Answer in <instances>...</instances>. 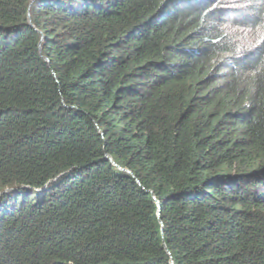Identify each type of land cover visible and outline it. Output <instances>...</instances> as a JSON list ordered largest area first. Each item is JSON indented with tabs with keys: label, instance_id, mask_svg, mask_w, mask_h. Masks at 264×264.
Segmentation results:
<instances>
[{
	"label": "trees",
	"instance_id": "1",
	"mask_svg": "<svg viewBox=\"0 0 264 264\" xmlns=\"http://www.w3.org/2000/svg\"><path fill=\"white\" fill-rule=\"evenodd\" d=\"M225 1L0 0V264H264V0Z\"/></svg>",
	"mask_w": 264,
	"mask_h": 264
},
{
	"label": "clouds",
	"instance_id": "2",
	"mask_svg": "<svg viewBox=\"0 0 264 264\" xmlns=\"http://www.w3.org/2000/svg\"><path fill=\"white\" fill-rule=\"evenodd\" d=\"M260 0H244L242 3V7L241 8H233V7H230L228 6L227 4L229 3V0L225 1V4L224 6L226 8H228L229 10H232V11H242L243 14H255L254 13V8L256 6V4H258ZM261 13L264 14V3L262 5V9H261ZM126 170V169H125ZM128 172V170H126ZM158 204V202H157Z\"/></svg>",
	"mask_w": 264,
	"mask_h": 264
},
{
	"label": "rangeland",
	"instance_id": "3",
	"mask_svg": "<svg viewBox=\"0 0 264 264\" xmlns=\"http://www.w3.org/2000/svg\"><path fill=\"white\" fill-rule=\"evenodd\" d=\"M243 1L244 0H229V3L227 5L233 8H241L243 6Z\"/></svg>",
	"mask_w": 264,
	"mask_h": 264
},
{
	"label": "water",
	"instance_id": "4",
	"mask_svg": "<svg viewBox=\"0 0 264 264\" xmlns=\"http://www.w3.org/2000/svg\"><path fill=\"white\" fill-rule=\"evenodd\" d=\"M107 159H109V160H112L109 156H105ZM113 162V161H112ZM122 169V168H121ZM123 170H125V169H123Z\"/></svg>",
	"mask_w": 264,
	"mask_h": 264
},
{
	"label": "bare ground",
	"instance_id": "5",
	"mask_svg": "<svg viewBox=\"0 0 264 264\" xmlns=\"http://www.w3.org/2000/svg\"><path fill=\"white\" fill-rule=\"evenodd\" d=\"M112 162V160H110ZM113 163V162H112Z\"/></svg>",
	"mask_w": 264,
	"mask_h": 264
}]
</instances>
